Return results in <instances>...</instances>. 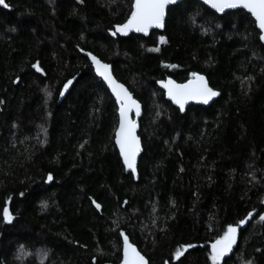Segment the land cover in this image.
<instances>
[{
  "label": "trees",
  "instance_id": "16d2710c",
  "mask_svg": "<svg viewBox=\"0 0 264 264\" xmlns=\"http://www.w3.org/2000/svg\"><path fill=\"white\" fill-rule=\"evenodd\" d=\"M5 2L0 264H120L121 231L148 264H211V243L249 212L220 264H264V45L251 16L185 0L167 9L162 32L119 38L110 30L132 0ZM81 49L111 65L142 107L137 182L114 145L117 106ZM192 72L219 95L181 115L156 83Z\"/></svg>",
  "mask_w": 264,
  "mask_h": 264
},
{
  "label": "snow or ice",
  "instance_id": "6c2138e0",
  "mask_svg": "<svg viewBox=\"0 0 264 264\" xmlns=\"http://www.w3.org/2000/svg\"><path fill=\"white\" fill-rule=\"evenodd\" d=\"M78 2L82 3L83 0H78ZM176 2L177 0H132L130 14L127 16L125 22L114 25L113 30H110V34L112 36H117V34L126 36L129 32L134 31L147 35L152 28H163L166 9H168L169 5ZM203 4L208 5L217 13H224L226 9L246 10L254 18L255 26L259 29V40L264 42V0H203ZM0 6L4 8L10 7L5 0H0ZM159 40L161 43H166L164 36H160ZM149 51H159V49L152 48ZM87 56L91 60L96 75L102 79L108 89L111 90L113 96H115L116 103L119 106V126L115 131V144L119 148L120 156L123 158L124 167L131 169L132 174L135 175L136 157L140 151V140L136 135L137 124L130 118L129 114L135 111L139 115L140 105L133 98L129 90L114 78L109 64L103 63L92 53H87ZM31 67L36 72L43 73L39 62L33 63ZM171 67H175V65ZM190 75L192 78L183 84H177L171 79L160 82L161 86L166 90L169 99L177 104L181 111L184 110L185 103L189 100H197L206 104L212 97L219 95L217 91L208 86L204 76L196 72H192ZM74 79L75 77L63 84V89L59 93L60 96L65 94V90L69 88ZM47 95L50 96L51 92H48ZM2 102L0 101V103ZM53 179V175L49 173L47 181H52ZM93 203L97 209H100V204L95 201ZM42 207H47V203L44 202ZM2 215L4 222H12L13 216L7 206L3 207ZM251 217L252 213L249 212L245 218L240 219L235 225L229 224L226 230L223 231V234L219 235L211 243L208 255L211 264H220L221 260L232 252L233 245L236 243L238 230ZM259 221L264 222V214L259 215ZM118 235L119 237H123V258L121 264H148L145 257L137 251V248L130 242L129 237L123 231L119 232ZM182 247L186 250L187 247H193V245ZM181 255H183V251L177 249L175 257L179 258ZM246 264H252V261H247Z\"/></svg>",
  "mask_w": 264,
  "mask_h": 264
},
{
  "label": "water",
  "instance_id": "95a60500",
  "mask_svg": "<svg viewBox=\"0 0 264 264\" xmlns=\"http://www.w3.org/2000/svg\"><path fill=\"white\" fill-rule=\"evenodd\" d=\"M182 1H185V0H177V2H176L175 4L169 5V7L175 6V5H177L178 3L182 2ZM194 1H197V2L201 3L203 6H205L207 9H209L210 11H212L213 13H215V14L218 15V16H222V15H224L225 13L232 12V11H237V10H242V11L246 12L248 15L251 16V14L248 13V12H247L246 10H244V9H226L224 13H217V12H215L214 9H211L208 5L203 4V0H194ZM169 7H168V8H169ZM0 8L3 9V10H5V11H11V10H12L10 7H9V8H4V7L0 6ZM166 11H167V9H166ZM129 14H130V13H129ZM165 16H166V15H165ZM251 18H252L253 21H254V18H253L252 16H251ZM124 22H125V21H124ZM124 22H123V23H124ZM163 28H164V27H163ZM163 28H152V29L149 30V32H148L147 35H145L144 33H137V32H134V31H133V32H129L128 35H126V36H122V35H120V34H117V37H119V38H127V37H129L130 35H137V36H141V37H143V38H147V37L151 34V32H154V31H156V32H162V31H163ZM256 29H257L258 32H259V29H258V28H256ZM260 43H261L262 45H264V42H261V41H260ZM87 53H89V52L80 51V54H81L84 58H86V59L88 60V62L90 63V66H91V69H92V71H93L94 76H95L99 81H101V82L103 83V85L107 88L108 92L110 93L111 97L113 98V100H114V102H115V104H116V106H117V126H116V129H117V127L119 126V106L117 105V103H116V99H115V96H113L111 90L108 89L107 85L104 84V82L102 81V79L96 75L95 70H94V68L92 67L91 60H90V59L88 58V56H87ZM103 63H104V62H103ZM110 70H111V72H112V67H111V65H110ZM112 74H113V73H112ZM113 76H114V75H113ZM202 76H203V75H202ZM114 78H115V77H114ZM168 79H170V78H166L165 80H162V81H166V80H168ZM171 80H172V79H171ZM205 80H206V78H205ZM118 82H119V81H118ZM160 82H161V81H158V82L156 83L157 88H158L160 91L163 92L165 100H166L167 102H169L173 108H175L176 110H178L179 113H180L181 115H183V114L185 113L186 109H187L189 106H201V107H206V106L210 105V104H211V103H212V102L218 97V95L215 96V97H212V99H210V100L208 101V103H206V104L203 103V102H201V101H197V100H189V101H187V102L185 103L184 110L181 111L180 108H179V106H178L177 104L173 103L171 99H169V97H168L167 94H166V90L161 86V83H160ZM187 82H188V80H187L186 82H184V83H187ZM206 82H207V80H206ZM119 83H120V82H119ZM176 83H177V82H176ZM177 84H183V83H177ZM208 86H209V85H208ZM62 89H63V88H62ZM67 91H68V89L65 90V94H64L63 96H60V99H61V100L64 99V97H65ZM132 96H133V95H132ZM133 98H134V97H133ZM134 99H135V98H134ZM135 100H136V99H135ZM136 101H137V100H136ZM137 103L140 105V103H139L138 101H137ZM129 116H130V118H131L132 120H134V121L136 122V124H137V128H136V135H137V132H138V129H139V119H140L141 116H142V107H141V105H140V113H139V115H137L136 112L133 111V112H131V113L129 114ZM115 131H116V130H115ZM137 136H138V135H137ZM139 140H140V139H139ZM114 145H115L116 150H117V152H118V155H119L120 161H121V163H122V166H123V168H124V172H125V174H130V175L132 176L133 180H134L135 182H137V180H138L137 166H138L139 158H140L141 153H142L141 142H140V151L138 152L137 157H136V173H135V175L132 174L131 169H126V168L124 167V164H123V158L120 156L119 148H118V147L116 146V144H115V133H114ZM254 216H255V213H254V214L252 213V217L246 222L245 225L241 226V228L238 230V232H239L241 229L244 230V229L246 228L247 224L251 221V219H252ZM122 248H123V238H122ZM122 248H121V260H120V264H121V261H122V258H123ZM137 251H138V250H137ZM140 254H141V253H140ZM141 255H142V254H141ZM145 260H146V259H145ZM146 261H147V260H146Z\"/></svg>",
  "mask_w": 264,
  "mask_h": 264
},
{
  "label": "flooded vegetation",
  "instance_id": "af4514ba",
  "mask_svg": "<svg viewBox=\"0 0 264 264\" xmlns=\"http://www.w3.org/2000/svg\"><path fill=\"white\" fill-rule=\"evenodd\" d=\"M238 233H239V232H238ZM237 240H238V234H237L236 243H237ZM236 243L233 245V250H232V252H230L227 256L231 255V254L234 252V250H235L236 247H237ZM209 252H210V251H209ZM227 256H226V257H227ZM226 257H224V258H226ZM224 258H223V259H224ZM223 259H222V260H223ZM222 260H221V261H222Z\"/></svg>",
  "mask_w": 264,
  "mask_h": 264
}]
</instances>
